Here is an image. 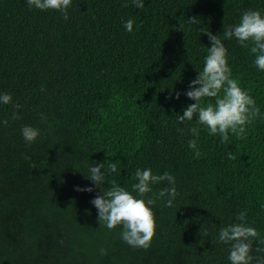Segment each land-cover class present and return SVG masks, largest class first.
<instances>
[{
    "label": "trees",
    "instance_id": "16d2710c",
    "mask_svg": "<svg viewBox=\"0 0 264 264\" xmlns=\"http://www.w3.org/2000/svg\"><path fill=\"white\" fill-rule=\"evenodd\" d=\"M144 5L73 0L65 21L26 0H0V92L13 96L0 104V121L7 120L0 124V264H229V245L216 241L213 225L236 222L240 211L264 236V119L227 142L199 126L196 158L187 143L195 117L180 124L175 116L194 103L175 94L202 69L209 30L224 40L233 77L264 112V72L248 48L223 36L245 10L264 12V0ZM24 125L40 130L35 142L21 135ZM106 160L119 168L109 179L129 191L137 167L176 177L173 205L153 206L157 228L147 249L97 220L91 200L102 191L85 178V164ZM89 185L92 192L76 190Z\"/></svg>",
    "mask_w": 264,
    "mask_h": 264
},
{
    "label": "clouds",
    "instance_id": "9594fccd",
    "mask_svg": "<svg viewBox=\"0 0 264 264\" xmlns=\"http://www.w3.org/2000/svg\"><path fill=\"white\" fill-rule=\"evenodd\" d=\"M137 8H143L144 0H131ZM29 9L40 11L53 10L60 13L65 21L69 19V9L73 0H26ZM196 18L189 19L195 22ZM134 20L124 22L126 31L133 30ZM184 31V26L180 24ZM210 41V47L206 46L207 54L203 57V67L198 70L195 79L191 80L188 89L177 92L175 98L181 95L188 97L194 103L188 104L183 109V114L176 113L178 123L193 121L197 126L190 129L191 136L187 140L189 148L194 150L196 158L201 152L198 148L200 127L209 135H218L224 142L229 140L230 134L238 137L246 135L247 126L254 119H264V112L258 107L255 98L232 75V69L228 61V48L220 35L205 31ZM224 38H233L254 55L253 64L264 72V12L260 10H245L239 17V22L229 25L223 31ZM206 98H215L214 103ZM13 96L8 92H0V104H12ZM18 109L21 105L16 104ZM13 118H17L13 113ZM7 124V120L0 121ZM183 132V128H178ZM21 135L28 143H33L40 135V130L32 125H24ZM86 179L100 188L102 195H96L91 200L97 209V220L101 227L114 229L121 228L120 237L128 245L134 248L147 249L156 233L157 220L154 205L158 200H164L171 207L177 196L176 177L169 171L154 173L152 168L137 167L134 171L135 182L131 185V191L121 186L115 179H109L112 174H118V163L115 161H102L85 164ZM105 182L109 187L104 188ZM164 183L165 186L154 191L153 186ZM77 191L92 192L91 185L77 186ZM151 194V195H149ZM218 228L219 243L229 245L227 261L229 264H264V236L258 229L247 222V212L240 211L236 214V222L223 224ZM257 246L253 249V243ZM106 254V249H101ZM256 253L255 255L253 253Z\"/></svg>",
    "mask_w": 264,
    "mask_h": 264
}]
</instances>
